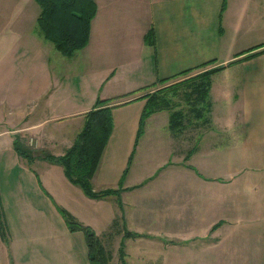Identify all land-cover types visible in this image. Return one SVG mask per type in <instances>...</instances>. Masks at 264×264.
Listing matches in <instances>:
<instances>
[{
	"label": "crops",
	"instance_id": "obj_1",
	"mask_svg": "<svg viewBox=\"0 0 264 264\" xmlns=\"http://www.w3.org/2000/svg\"><path fill=\"white\" fill-rule=\"evenodd\" d=\"M95 1L88 44L66 56L81 61L74 74L80 84L69 92L63 90L66 76L59 77L51 68L49 48L58 49L39 27L41 46L35 52L30 48L38 40L33 35L27 42H0V63L5 65L0 74V194L9 231L7 240L0 234V264H41L43 256L46 264H53L51 252H69L72 237L85 238L83 231L68 228L61 208L94 230L101 224L107 231L113 224L121 227L122 220L117 232L121 240L138 239L137 255L146 249L151 254L148 246L156 241L163 248L158 254L163 264H264V0ZM37 16L32 15V22ZM152 27L155 44L146 38ZM43 38L52 45L43 44ZM13 60L19 63L14 73ZM219 66L223 68L211 77L212 136L196 138L205 142L195 147L190 159L187 147L176 149L173 135L168 148L163 137L152 135L155 126L171 131L168 110L152 113L138 138L148 100L141 96L153 90L141 87L190 68L194 69L189 74L168 83ZM99 96L120 97L109 103L114 128L93 184L95 189L96 183L102 189L122 188L93 198L66 176L61 163L43 155L64 154ZM66 118L75 120L71 133L59 130L58 122ZM219 125L230 139L216 140ZM17 137L32 161L15 148ZM225 149V172L216 171L219 164L212 155ZM139 171L153 172L141 176ZM164 171H192L190 177L203 183L194 199H188L187 177L181 175L175 185L180 200L174 203L180 211L161 227L156 213L150 217L140 206L154 212L160 206L161 201L147 194L156 193L151 184ZM39 218L50 233L45 243H34L35 238L18 232L21 226L22 231L36 233ZM62 220L67 241L60 239ZM127 231L139 235L127 236ZM40 244L46 249L40 251Z\"/></svg>",
	"mask_w": 264,
	"mask_h": 264
},
{
	"label": "trees",
	"instance_id": "obj_2",
	"mask_svg": "<svg viewBox=\"0 0 264 264\" xmlns=\"http://www.w3.org/2000/svg\"><path fill=\"white\" fill-rule=\"evenodd\" d=\"M40 11L37 16V24L43 37L51 41L55 47L65 56H72L77 50L84 48L90 39L91 22L97 13L95 0H35ZM146 38L155 44V31L152 27ZM208 63V62H207ZM204 63L199 66H203ZM223 66L203 70L197 74L190 75L181 81L168 83L172 78L181 74H189L194 68L187 69L177 75L159 79L158 81L141 87L147 89L156 84H166L162 88L148 92L141 97L148 98L141 116L138 138L144 131L146 119L154 112L167 109L170 111V129L180 132L185 127L187 112L183 108H177L179 102L173 96L181 93L185 99L193 103L191 111L203 124L211 123L212 102L210 98L211 77L221 70ZM136 92V91H133ZM118 97H98L94 106L85 113V124L83 129L76 135L72 145L66 149L64 154L55 156L44 154L43 157L58 161L63 165L66 176L74 183L79 184L85 193L93 198L119 193L118 188H103L96 190L93 186V177L99 167L102 155L114 128L113 105L110 101ZM15 148L20 155L32 160V154L16 138ZM194 150V148H193ZM192 152V151H191ZM187 159L190 158L188 153ZM126 173V171H125ZM124 179L121 180V185ZM67 224L72 231L81 230L85 234L88 247V257L91 264H108L113 258V253L99 239L92 226L84 224L74 217L67 209H61ZM0 234L3 239L9 237L8 223L2 206L0 194ZM125 235H139L133 231H127ZM125 247L122 243L119 249V257L122 264H128L125 258Z\"/></svg>",
	"mask_w": 264,
	"mask_h": 264
},
{
	"label": "rangeland",
	"instance_id": "obj_3",
	"mask_svg": "<svg viewBox=\"0 0 264 264\" xmlns=\"http://www.w3.org/2000/svg\"><path fill=\"white\" fill-rule=\"evenodd\" d=\"M39 11H40V7L35 0H0V42H3V41L27 42V38L33 35L38 40L35 41L34 44L30 46V48H31V51L33 52L37 51V48L41 45L39 43L40 38L38 35V26H37L38 24H37L36 19L34 20V22H32V19H33L32 15L34 16V14H39ZM31 26L33 27L32 33H28L29 32L28 28ZM23 31L25 32L21 33ZM34 31H36V33H34ZM46 41L47 40L43 38L42 43L43 44L48 43L49 46L52 45L51 42L49 41L46 42ZM0 49H2V46L0 47ZM49 52L51 56V68L53 72L59 75V77L66 76V79H64L65 81L63 80L65 84V86L63 87V90L65 91V93L69 92L70 89L73 90V86L74 88H76L77 84H80V82H79V79L74 76V74H76L75 72H76L77 64L81 63V61L80 60L77 61L76 58H68L62 55L55 48H49ZM0 56H1V53H0ZM36 57L37 55L35 53L33 58H36ZM4 67L5 65H4V62L2 61L0 63V74L2 75H4ZM11 67H12L13 73L16 71L17 72L19 71V63L15 62L14 60L11 63ZM181 80H177V81H181ZM166 84H169V83H166ZM166 84L159 83L153 86L151 89H153L152 91H154L156 89L162 88ZM72 97H75L74 94ZM169 97H173L174 99H176V101L179 102V105L177 106V108H183L187 112L188 115H187V119H185V127H183V130H181L180 132H173L172 130L170 131L168 128H164L163 126H158V127L155 126L152 132V135L163 137L164 146H166L167 148L170 146L168 142L169 136L173 135L172 138H175L174 146L176 147V149H180V148L183 149L184 147H187V152H189L191 156V153L194 150H196L197 147L203 145V143L205 142L204 138L202 139V141H200V139L197 141L196 139L197 137H201L203 135L204 137L212 136L211 134H208V133L214 127V121L212 120L210 124H203L202 121L198 119L196 115H194L195 113H193L190 110L191 106H193V103L190 102L188 99H185V97L182 96L181 93L175 96H173L172 93H170ZM163 110H167V109H163ZM212 111H213V107L211 108L210 115L212 114ZM219 112L221 111L219 110ZM168 113H170L169 110H168ZM21 121L22 119L18 120V122H21ZM74 124H75V120H73V118H66L58 122V125H59L58 127H60L59 130H62L63 128L65 129V131H68L71 133L76 128ZM82 129H79V130H82ZM214 135L216 137V140L221 141V142L223 140H226V139L228 140L231 138V134L224 131L221 125H219V127H216ZM186 137H188V141L185 140ZM18 139L20 140V138ZM31 142H32V139H31ZM31 142L29 140L30 144ZM21 143L23 142L21 141ZM223 146H225V144H221V148ZM227 150H229L228 147H227ZM223 152H226V149L221 151L220 154L214 153L212 155L214 162L218 161V164H219L218 166L215 167L216 171L221 170V172H225L223 170L226 169V164L229 161V157ZM175 156H179V155L175 153ZM197 158H199L198 153H197V157L195 156L196 160L194 161L196 165H197V162H199V159ZM232 162H233V158H232ZM190 163L191 162L188 161V164ZM151 172L153 171H139V174L141 176H149V173ZM186 172H188L189 174H186ZM190 173H193V172L192 171H164V173L161 174V176H158V178L155 179L151 184L156 190V193H154L153 191L152 193L147 194V197H149L150 199L152 200L157 199V202L161 201L160 206L156 208V211L154 212V211H149L150 208L141 204L140 206L141 213H148L150 217H153L154 214L156 213L157 216L155 217L156 218L155 221H157L159 223L158 226H161V227H164V223L167 218H170V217L173 218L174 216H178L180 209L175 207L174 203L180 200V193L176 191L175 187L177 186L175 185L177 183L179 184L181 175L183 178L187 177V184H188V191H189L188 199L189 198L194 199L195 191H197L198 187L203 183L202 181L200 182L196 180V178H191L190 175L192 176L194 174H190ZM4 180L6 183L5 178ZM96 189L100 190L102 189V187L96 183ZM141 193L142 194L140 198L142 199V201H145L143 190ZM182 196H184V193L182 194ZM136 200H137V197H136ZM78 220L83 222L84 224L88 223V222L85 223L84 221L80 219ZM101 221L103 222L104 220H102L101 218ZM62 222H61V228H59L60 239L67 241L68 237L65 239V235L63 234L65 224L63 220ZM35 224L37 226L36 233L27 231V229L26 231L24 230L22 231L21 226H19L20 228L18 229V232L20 234L27 236L31 240L35 238L34 243H36L38 240L41 243H45V241L47 240L46 236L48 235V240H49L50 233L47 230L46 231L48 234L45 232L44 223L41 218H39L35 222ZM120 224H121V227L119 225L113 224V226L108 231L101 224V225H97L95 227L96 229L94 230L97 236L99 237V239L104 243L106 248H108L113 253L112 254L113 258L112 260H110L108 264H122V261L119 257V249H120V246L123 240L125 241V244H126L125 258L128 264H152L153 260H155V264H163V256L158 255L159 252H161L163 248H160V246L157 244L156 241H150V246H148V248H151V254H147L148 249H146L140 255H137L138 253L135 252V249H136V246H138L137 244L138 239L131 238L128 240L126 239L121 240V237L120 235H117L118 234L117 232L124 225L122 220ZM127 227H129L128 224H127ZM49 231L52 232V230H49ZM40 232L42 233V235H39ZM85 240L86 239L84 237L81 238V236L79 235H77L76 237H72L71 241H69L71 242V245H72V246H69V252H63V250H68L67 248H64L63 250L61 249L58 250V252L55 251L54 253L53 252L50 253V256H52L51 257L52 263L53 264H90L89 257H88V247L86 245ZM140 241L143 243L146 242L145 239H141ZM42 245L43 244L39 245L41 247L40 251L46 249V248H43ZM41 260H42L41 264H46L45 261H43L44 256L41 257ZM172 264H175V263L173 262Z\"/></svg>",
	"mask_w": 264,
	"mask_h": 264
}]
</instances>
